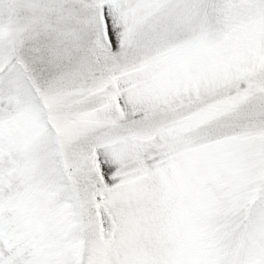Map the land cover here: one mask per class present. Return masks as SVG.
<instances>
[{
  "label": "snow or ice",
  "instance_id": "obj_1",
  "mask_svg": "<svg viewBox=\"0 0 264 264\" xmlns=\"http://www.w3.org/2000/svg\"><path fill=\"white\" fill-rule=\"evenodd\" d=\"M0 264H264V0H0Z\"/></svg>",
  "mask_w": 264,
  "mask_h": 264
}]
</instances>
